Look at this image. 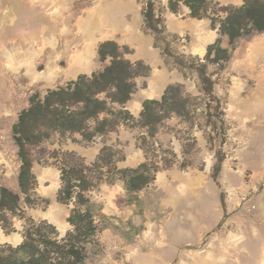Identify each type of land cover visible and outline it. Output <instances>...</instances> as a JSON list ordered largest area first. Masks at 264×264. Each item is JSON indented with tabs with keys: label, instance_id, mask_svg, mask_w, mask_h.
<instances>
[{
	"label": "rangeland",
	"instance_id": "374dc122",
	"mask_svg": "<svg viewBox=\"0 0 264 264\" xmlns=\"http://www.w3.org/2000/svg\"><path fill=\"white\" fill-rule=\"evenodd\" d=\"M184 1L0 0V188L20 192L13 126L31 98L102 71L110 63L100 61L106 41L150 68L135 80L133 95L146 86L150 63L163 87L179 85L189 100L183 116L164 119L155 132L141 125L142 112L130 115L132 101L112 105L117 127L92 142L55 132L34 149L35 203L24 199L17 213L0 221V242L7 238L3 244L17 246L30 221L53 224L60 237L73 231L74 204L58 201L61 166L68 153L91 166L109 147L103 180L88 192L103 218L87 264H264V33L235 45L222 37L232 58L223 67L209 64L212 98L199 72H184L176 59L204 62L220 37L224 7H241L244 0H208L203 19L193 18ZM149 2L165 29L161 46L169 47L167 54L147 27ZM147 160L160 170L144 189L129 191L117 171Z\"/></svg>",
	"mask_w": 264,
	"mask_h": 264
},
{
	"label": "trees",
	"instance_id": "16d2710c",
	"mask_svg": "<svg viewBox=\"0 0 264 264\" xmlns=\"http://www.w3.org/2000/svg\"><path fill=\"white\" fill-rule=\"evenodd\" d=\"M184 2L190 7L193 18L208 17V0ZM170 6L176 9L173 1H170ZM223 11L226 16L219 26L220 37L208 47L204 62L186 56L176 59L184 72L192 69L199 72L212 98L213 81L208 75L209 64H220L223 67L222 64L232 58L229 49L222 46V37L227 36L230 44L235 45L242 38L264 33V0H244L243 6H226ZM145 17L148 29L155 33V45L162 47L161 42L166 38L165 29L159 27L162 22L155 16L153 2L147 5ZM213 24H217L215 18ZM162 49L164 53H169V47ZM99 55L102 63L110 61L102 71L92 76L80 75L67 86L50 91L45 98L34 95L29 108L21 112L18 122L13 126V137L21 161L18 179L20 192L8 187L0 189V221L7 222L8 213H17L24 199L27 203H35L32 200L37 184L33 173L35 148L40 147L55 132L62 135L78 133L83 141L92 142L97 136L115 130L118 121L115 120L117 113L112 110V105H125L129 102L135 92V80L150 72V68L143 62L134 63L126 59L115 41L102 43ZM181 91V86L170 85L160 100L145 101L140 116L141 125L155 132L164 119L175 114L183 116L189 100L182 96ZM103 115H111L112 119H101ZM94 122L96 125H93ZM109 150V147H104L91 166L76 161L77 156L68 153L70 160L61 166L62 187L58 201L64 204L73 202L69 222L74 230L60 237L53 224L30 221L20 245H0V264H87L88 249L97 243L101 231L98 217L103 218L100 208L93 204L88 192L98 181L103 180V168L107 166L111 153ZM95 169L98 172L100 170V176ZM110 170L117 171L116 168ZM157 170L160 168L147 160L137 168L119 170L117 173L126 180L129 191L136 192L154 180Z\"/></svg>",
	"mask_w": 264,
	"mask_h": 264
},
{
	"label": "crops",
	"instance_id": "0c3cea01",
	"mask_svg": "<svg viewBox=\"0 0 264 264\" xmlns=\"http://www.w3.org/2000/svg\"><path fill=\"white\" fill-rule=\"evenodd\" d=\"M147 64L152 69L151 75L148 79H145L146 86L140 85V87L138 89V93L136 95L134 94L132 96V99L130 100L132 102H130L128 104V108H127L130 111V112L128 111L130 113V115H132V114L134 116H136V114L139 115L143 111L145 101H147V100H160L162 98V96L164 95L167 87H168V84L163 87L162 82H160V80H159V77H161V75H159L158 73H154L153 64H150V63H147ZM69 149H72L71 146L69 147ZM99 154H98V156H99ZM98 156H97V158H98ZM142 163H140V164H142ZM20 168H21V166H20ZM18 179H19V176H18ZM2 240H4V241L0 242V245H8V244H3V243H6V241H8L7 238L6 239L3 238ZM23 241H24V232H23ZM22 242H19L18 245H20ZM14 247H16V246H14Z\"/></svg>",
	"mask_w": 264,
	"mask_h": 264
},
{
	"label": "bare ground",
	"instance_id": "6f19581e",
	"mask_svg": "<svg viewBox=\"0 0 264 264\" xmlns=\"http://www.w3.org/2000/svg\"><path fill=\"white\" fill-rule=\"evenodd\" d=\"M255 50V49H254ZM3 238V237H2Z\"/></svg>",
	"mask_w": 264,
	"mask_h": 264
}]
</instances>
